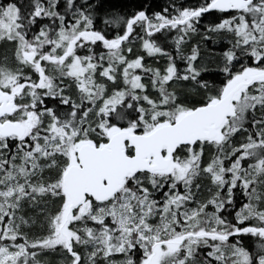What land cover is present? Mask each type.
<instances>
[{
  "label": "snow or ice",
  "instance_id": "1",
  "mask_svg": "<svg viewBox=\"0 0 264 264\" xmlns=\"http://www.w3.org/2000/svg\"><path fill=\"white\" fill-rule=\"evenodd\" d=\"M154 3L0 0V264H264V0Z\"/></svg>",
  "mask_w": 264,
  "mask_h": 264
},
{
  "label": "trees",
  "instance_id": "2",
  "mask_svg": "<svg viewBox=\"0 0 264 264\" xmlns=\"http://www.w3.org/2000/svg\"><path fill=\"white\" fill-rule=\"evenodd\" d=\"M120 2H126V0H120ZM132 2H139V0H132ZM165 2L166 0H155L154 6L155 4H164ZM189 2H194V0H189ZM207 19H210V17Z\"/></svg>",
  "mask_w": 264,
  "mask_h": 264
}]
</instances>
